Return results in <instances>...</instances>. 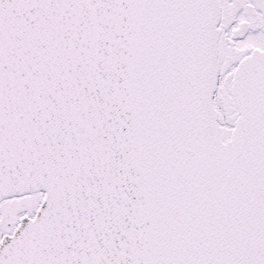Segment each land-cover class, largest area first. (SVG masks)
I'll return each mask as SVG.
<instances>
[{
  "label": "snow or ice",
  "instance_id": "snow-or-ice-1",
  "mask_svg": "<svg viewBox=\"0 0 264 264\" xmlns=\"http://www.w3.org/2000/svg\"><path fill=\"white\" fill-rule=\"evenodd\" d=\"M0 264H264V0H0Z\"/></svg>",
  "mask_w": 264,
  "mask_h": 264
}]
</instances>
